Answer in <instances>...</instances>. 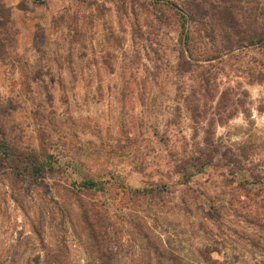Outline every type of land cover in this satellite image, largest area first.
<instances>
[{"label":"rangeland","instance_id":"obj_1","mask_svg":"<svg viewBox=\"0 0 264 264\" xmlns=\"http://www.w3.org/2000/svg\"><path fill=\"white\" fill-rule=\"evenodd\" d=\"M167 1L0 0V264H264V0Z\"/></svg>","mask_w":264,"mask_h":264},{"label":"trees","instance_id":"obj_2","mask_svg":"<svg viewBox=\"0 0 264 264\" xmlns=\"http://www.w3.org/2000/svg\"><path fill=\"white\" fill-rule=\"evenodd\" d=\"M167 4L169 5H174L171 1H167ZM82 185L85 187V188H88V189H97V190H101L103 189L102 186L100 185V183L98 181H95V180H86L84 182H82Z\"/></svg>","mask_w":264,"mask_h":264}]
</instances>
